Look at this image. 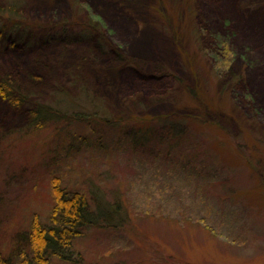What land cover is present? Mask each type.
Instances as JSON below:
<instances>
[{"label": "rangeland", "instance_id": "rangeland-1", "mask_svg": "<svg viewBox=\"0 0 264 264\" xmlns=\"http://www.w3.org/2000/svg\"><path fill=\"white\" fill-rule=\"evenodd\" d=\"M222 2L0 0L3 252L53 225L60 190L101 220L46 264H264V113L242 106L257 63L235 26L264 30V0H229L217 29Z\"/></svg>", "mask_w": 264, "mask_h": 264}, {"label": "trees", "instance_id": "trees-1", "mask_svg": "<svg viewBox=\"0 0 264 264\" xmlns=\"http://www.w3.org/2000/svg\"><path fill=\"white\" fill-rule=\"evenodd\" d=\"M228 1L223 0L217 8L213 7V5H210L212 7L208 5L210 22L217 29H224L223 20L220 23L217 21V19H222L219 16V12L224 13L230 11L232 15L229 18L234 17L235 21L238 20V17L234 15L236 14V9L229 6ZM235 26L243 29V32L239 33L238 41L240 44H245L246 47L247 45L250 46L248 49V53L252 59L250 61L256 60L257 63L251 66L252 69L249 71L247 80L239 84L237 83L238 90L243 98L241 103L249 112L252 110L258 113L259 111L264 113V30L262 28L252 27L250 24L245 26L238 23ZM202 30L207 32L205 36L210 41L211 52L222 56L225 52L223 49H226V53L230 52L232 57L234 56L232 51L234 42L230 35L224 40L216 35V31L209 25L208 28L203 27ZM227 41H230L232 47L229 46ZM222 42L224 47L222 46ZM1 90H3V87L0 88ZM1 94L6 97L8 96L5 91ZM142 137L144 138L145 135H142ZM57 197L58 204L55 207L51 219L53 225L46 227L43 224L35 223L33 232L36 236L32 238V236L29 237L27 234L23 235V239L25 240L23 241L26 242L25 247L21 246L22 243H19L8 254L3 252L0 247V264H46L50 255H57L66 260L74 258L71 257L72 254H68L70 252L75 253L73 245L74 238L82 234L81 228L84 225H96L97 222H100L99 220L101 218L96 215L95 211L91 210L88 206L86 196L81 192L76 191L66 194L64 191L59 190Z\"/></svg>", "mask_w": 264, "mask_h": 264}]
</instances>
